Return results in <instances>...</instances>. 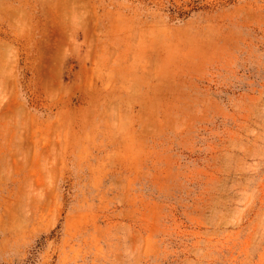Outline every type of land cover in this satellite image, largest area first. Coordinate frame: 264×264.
<instances>
[{
  "label": "rangeland",
  "instance_id": "1",
  "mask_svg": "<svg viewBox=\"0 0 264 264\" xmlns=\"http://www.w3.org/2000/svg\"><path fill=\"white\" fill-rule=\"evenodd\" d=\"M0 264H264V0H0Z\"/></svg>",
  "mask_w": 264,
  "mask_h": 264
}]
</instances>
